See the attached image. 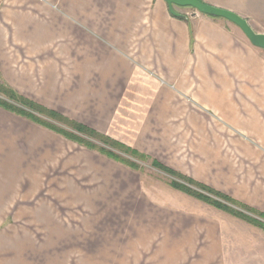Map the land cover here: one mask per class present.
<instances>
[{
	"label": "crops",
	"instance_id": "0c3cea01",
	"mask_svg": "<svg viewBox=\"0 0 264 264\" xmlns=\"http://www.w3.org/2000/svg\"><path fill=\"white\" fill-rule=\"evenodd\" d=\"M202 1L262 31L264 0ZM177 10L166 0H4L0 82L264 212V48L225 18ZM207 109L224 132L198 154L191 113L205 135ZM143 174L0 106V264H77L79 207L89 223L132 224L113 234L112 253L133 256L118 264H264V228Z\"/></svg>",
	"mask_w": 264,
	"mask_h": 264
},
{
	"label": "rangeland",
	"instance_id": "374dc122",
	"mask_svg": "<svg viewBox=\"0 0 264 264\" xmlns=\"http://www.w3.org/2000/svg\"><path fill=\"white\" fill-rule=\"evenodd\" d=\"M3 2H4V0L2 2H0V4H3ZM177 8H179V10L184 15H186L187 17L192 18L194 15L201 14L200 12L198 13V11L192 7H185L184 9H181L180 7L175 6L176 11H178ZM258 27L260 28V30H262L259 32L264 31V25L263 24H261ZM245 39L247 40V42L250 43L247 36H245ZM263 54H264V51H263ZM207 91H208V88H207ZM0 96L3 97V94H0ZM208 97L209 96H207V94H206L207 99H208ZM204 112H205V119H204V122L202 125H205V127H204L205 135H203V132L198 130V128L200 127L199 129H201L203 131V129L201 127V123H200V125H197L198 124L197 123V120H198L197 116H194L195 114L191 113V126H193V127H191L190 138H192L191 136H193V135H194V138H192V142H191L190 147L192 148V151L194 153L198 152V154H199V147L202 145L201 142L204 140V138H216V136L218 137V135L216 134V131H214V130H217L219 133L221 131L224 132L221 121L218 118L219 113H216L215 111L209 110V109L204 110ZM38 115L41 117L40 114H38ZM52 122H55V120L52 119ZM215 122L219 123L220 125L215 123ZM211 141H213V140H211ZM196 147H197V149H196ZM116 152L118 153L119 156H121V158H124V157L127 158L126 156L122 155L121 152H118V151H116ZM134 160H131V161L138 163L139 167L137 169L141 170V172H143V173H147L145 175L143 174V177L145 178L146 183L152 181V183L158 184L161 186H172V187H174L173 186L174 182H181V183L186 184L187 186H191L194 189L199 190L201 193L204 192V191H202V189L200 187H196L193 184L191 185V184L187 183V181H184L183 179L187 180L186 179V177H187V178L192 179L195 182H199V183H202V182L193 178L192 176H189L187 174L182 173L179 170H176L175 168L166 166L170 169H173L176 172V175L170 174L168 171H165L162 168L154 166V164H153L154 160L151 158L144 159L142 157H139L138 161L136 159H134ZM84 179L89 180V176H85ZM203 184H205V183H203ZM211 188H213V187H211ZM213 189H215V188H213ZM215 190H217V189H215ZM217 191L231 197L230 195H228V194H226L220 190H217ZM182 192H184V191H182ZM115 193H117V192L116 191L110 192V198H111V195L115 194ZM125 193H127V192H125ZM203 194L207 195L208 193L204 192ZM92 195H94V197H98V198L102 197L101 192H93ZM188 195H190V194H188ZM190 196L193 197L192 199L196 198L192 195H190ZM208 196H209V194H208ZM210 197L217 199V197H215L214 195L213 196L211 195ZM231 198L234 200H237L233 197H231ZM202 201L207 203V204H210L207 201H204V200H202ZM237 201L240 203H243L239 200H237ZM210 205H212V204H210ZM212 206H214V205H212ZM214 207H216V206H214ZM233 207L238 209V210L239 209L241 210V208H239L237 206H233ZM249 207H251V206H249ZM76 210H77V212H73L72 214H76L78 216V221H77V223L70 224V226L72 227V230L74 228V231L76 233L75 236L77 237L76 241H75V245L77 248V256H76L77 264H89V260H95L94 261L95 264H102L103 261L106 264H118L119 263L118 258L124 259V261H127V262H132V259H133L132 255L118 256L117 254L112 253V251H116L117 242H118L117 237H115V235H113V234H116L118 232L119 227H120V230H126L128 232V229H129L128 226L132 225V224H126L127 227L124 228V227H122V225H119L118 223H112V222L107 223V222H102V221H94V222L89 223V220L88 221L86 220V216L89 217V210L86 208H81V207L77 208ZM221 210H224V209H221ZM67 211H68V213H70L69 209L66 207L61 208V210H60L61 214H67ZM224 211H226V210H224ZM246 213L250 214L251 216H253L257 219L259 218L262 221H264L263 218H260L256 215L252 214V213H249L247 211H246ZM95 216H96V214H95ZM115 216H116V213H115V215H112V216L110 215L108 217L112 219L113 217L116 218ZM237 218L239 219L240 217L237 216ZM240 219H243V218H240ZM103 232L106 233V235H105L106 239L102 238ZM108 234H111V235H108ZM103 251H105V252H103ZM108 251H111V253L110 254L107 253Z\"/></svg>",
	"mask_w": 264,
	"mask_h": 264
},
{
	"label": "trees",
	"instance_id": "16d2710c",
	"mask_svg": "<svg viewBox=\"0 0 264 264\" xmlns=\"http://www.w3.org/2000/svg\"><path fill=\"white\" fill-rule=\"evenodd\" d=\"M0 94H3V97L0 96L1 107L9 111L15 112L17 114H20L22 116H26L38 123H41L46 127L51 128L52 130L64 135L65 137L77 143L86 146L90 149L96 150L110 158H113L121 163L128 165L133 169H137L139 167L138 163L134 162L135 161L134 159H139V157L145 159V156L143 154H140L136 150L126 147L120 144L119 142L112 140L108 136H105L97 132L96 130L85 126L82 123L69 120L68 118L62 116L57 112H54L43 106L38 105L37 103L29 100L28 98L18 94L11 87L1 82H0ZM37 113L48 116L50 117L51 120L52 119L55 120V122L44 119L40 117ZM116 151L121 152V154L126 156L127 158L125 157L121 158V156H119ZM153 164L156 167L168 171L170 174L176 175V172L173 169H170L155 161L153 162ZM186 179L187 180L185 179L183 180L187 181V183L191 185L193 184L196 187H200L202 191L208 193L209 196L208 194L207 195L203 194L204 192L201 193L199 190H196L193 187L187 186L186 184L181 182H174L173 186L178 190L184 191L185 193L190 194L200 200L207 201L208 203L220 209H224L235 216L243 218L257 226L264 228V221H262L259 218L257 219L251 216L250 214L246 213V211L263 219H264V212L251 208L244 203H240L237 200L232 199L231 197L211 188L206 184L195 182L187 177ZM211 195L212 196L214 195L215 197H217V199L210 197ZM233 206H237L241 208V210L240 209L238 210Z\"/></svg>",
	"mask_w": 264,
	"mask_h": 264
},
{
	"label": "water",
	"instance_id": "95a60500",
	"mask_svg": "<svg viewBox=\"0 0 264 264\" xmlns=\"http://www.w3.org/2000/svg\"><path fill=\"white\" fill-rule=\"evenodd\" d=\"M171 13L175 16H182L175 10V6L179 7H192L202 14L212 17L225 18L236 25H238L245 33L250 42L259 48H264V32L256 31L248 22L246 18L226 8L214 6L212 4L203 2L202 0H166Z\"/></svg>",
	"mask_w": 264,
	"mask_h": 264
}]
</instances>
